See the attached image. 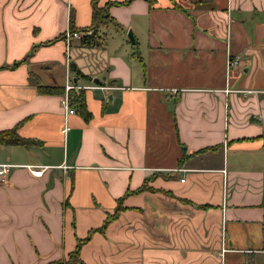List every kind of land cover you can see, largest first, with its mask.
<instances>
[{
    "label": "crops",
    "instance_id": "0c3cea01",
    "mask_svg": "<svg viewBox=\"0 0 264 264\" xmlns=\"http://www.w3.org/2000/svg\"><path fill=\"white\" fill-rule=\"evenodd\" d=\"M91 1L0 0V264H264V0Z\"/></svg>",
    "mask_w": 264,
    "mask_h": 264
},
{
    "label": "trees",
    "instance_id": "16d2710c",
    "mask_svg": "<svg viewBox=\"0 0 264 264\" xmlns=\"http://www.w3.org/2000/svg\"><path fill=\"white\" fill-rule=\"evenodd\" d=\"M130 0H125L123 3H127ZM151 3L152 0H146ZM112 3H106L102 6H99L97 3V0L91 1V21L90 24L84 28L75 29L71 27L72 30H79L84 32L83 35L79 38V42L81 45L88 46V47H99L104 42V38L102 35L98 33V28L103 26L106 27L109 24H112L114 26H117L114 19H112L109 16L108 8ZM118 4V3H116ZM89 31V32H88ZM86 32H88L86 34ZM17 63H14L16 65ZM12 65V66H14ZM69 68L71 71H74L76 75L78 76H84L74 64L70 63ZM76 92L72 93L71 95V103L78 104L81 110V113L83 114L84 118H87L89 116V113L86 112L83 99L81 95H76ZM16 128H11L8 130H2L0 131V145H7V144H26L27 141L20 138L15 131ZM145 189H149L148 186L143 184L140 186L136 191H143ZM118 209H116L115 213L113 214V217L116 216ZM109 218V217H108ZM107 218V219H108ZM79 244H77V247ZM76 250L72 254L69 255L67 260H54L49 262L48 264H70L76 262L78 259L76 258Z\"/></svg>",
    "mask_w": 264,
    "mask_h": 264
},
{
    "label": "built area",
    "instance_id": "2783aa9c",
    "mask_svg": "<svg viewBox=\"0 0 264 264\" xmlns=\"http://www.w3.org/2000/svg\"><path fill=\"white\" fill-rule=\"evenodd\" d=\"M88 32H86L87 34ZM84 32L79 30H67L65 33L66 44H69L72 39H79ZM239 64V58L237 56L233 58L227 59L228 67H235ZM80 87L71 81V79L66 75L65 84L63 88V96L61 98V106L63 108L64 114V126L62 128V132L65 133L68 130V126L66 123V117L72 113H74L75 108L71 103V91L78 90ZM11 164L8 163H0V180H5L7 174L10 170ZM33 175H40L44 170L43 166H27Z\"/></svg>",
    "mask_w": 264,
    "mask_h": 264
},
{
    "label": "water",
    "instance_id": "95a60500",
    "mask_svg": "<svg viewBox=\"0 0 264 264\" xmlns=\"http://www.w3.org/2000/svg\"><path fill=\"white\" fill-rule=\"evenodd\" d=\"M127 36H128V38L132 41L131 32H128V33H127Z\"/></svg>",
    "mask_w": 264,
    "mask_h": 264
},
{
    "label": "rangeland",
    "instance_id": "374dc122",
    "mask_svg": "<svg viewBox=\"0 0 264 264\" xmlns=\"http://www.w3.org/2000/svg\"><path fill=\"white\" fill-rule=\"evenodd\" d=\"M64 260H67V259H64Z\"/></svg>",
    "mask_w": 264,
    "mask_h": 264
}]
</instances>
